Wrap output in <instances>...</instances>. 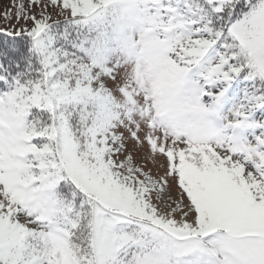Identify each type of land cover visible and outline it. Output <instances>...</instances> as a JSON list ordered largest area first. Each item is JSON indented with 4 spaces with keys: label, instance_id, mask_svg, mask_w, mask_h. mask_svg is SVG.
Here are the masks:
<instances>
[{
    "label": "snow or ice",
    "instance_id": "snow-or-ice-1",
    "mask_svg": "<svg viewBox=\"0 0 264 264\" xmlns=\"http://www.w3.org/2000/svg\"><path fill=\"white\" fill-rule=\"evenodd\" d=\"M0 264H264V0H0Z\"/></svg>",
    "mask_w": 264,
    "mask_h": 264
}]
</instances>
